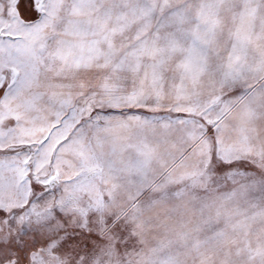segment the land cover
Instances as JSON below:
<instances>
[{
  "label": "snow or ice",
  "instance_id": "obj_1",
  "mask_svg": "<svg viewBox=\"0 0 264 264\" xmlns=\"http://www.w3.org/2000/svg\"><path fill=\"white\" fill-rule=\"evenodd\" d=\"M0 264H264V0H0Z\"/></svg>",
  "mask_w": 264,
  "mask_h": 264
},
{
  "label": "rangeland",
  "instance_id": "obj_2",
  "mask_svg": "<svg viewBox=\"0 0 264 264\" xmlns=\"http://www.w3.org/2000/svg\"><path fill=\"white\" fill-rule=\"evenodd\" d=\"M28 5V0H22V10L26 9ZM132 111H140V110H132Z\"/></svg>",
  "mask_w": 264,
  "mask_h": 264
},
{
  "label": "crops",
  "instance_id": "obj_3",
  "mask_svg": "<svg viewBox=\"0 0 264 264\" xmlns=\"http://www.w3.org/2000/svg\"><path fill=\"white\" fill-rule=\"evenodd\" d=\"M140 111H143V110H140Z\"/></svg>",
  "mask_w": 264,
  "mask_h": 264
}]
</instances>
